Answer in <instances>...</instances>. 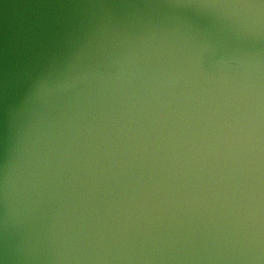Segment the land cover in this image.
<instances>
[{"label":"water","instance_id":"1","mask_svg":"<svg viewBox=\"0 0 264 264\" xmlns=\"http://www.w3.org/2000/svg\"><path fill=\"white\" fill-rule=\"evenodd\" d=\"M0 264H264V0H0Z\"/></svg>","mask_w":264,"mask_h":264}]
</instances>
